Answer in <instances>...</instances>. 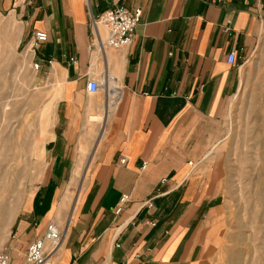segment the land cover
<instances>
[{"label": "crops", "instance_id": "1", "mask_svg": "<svg viewBox=\"0 0 264 264\" xmlns=\"http://www.w3.org/2000/svg\"><path fill=\"white\" fill-rule=\"evenodd\" d=\"M115 5L140 7V21L128 47L101 57L90 48L91 16ZM4 15L18 22L17 44L47 33L36 53L51 57L57 87L39 175L13 234L27 245L68 214L54 264H197L205 223L224 203L205 167L208 127L240 87L241 54L264 34V0H0ZM99 59L112 91L119 86L114 106L105 98L93 106L99 91L85 89ZM80 178L71 205L68 189Z\"/></svg>", "mask_w": 264, "mask_h": 264}, {"label": "rangeland", "instance_id": "2", "mask_svg": "<svg viewBox=\"0 0 264 264\" xmlns=\"http://www.w3.org/2000/svg\"><path fill=\"white\" fill-rule=\"evenodd\" d=\"M11 19L0 16V204L10 209L6 215L0 212V251H6L13 263L21 264L28 244L18 240L11 224L25 192L39 175L42 145L53 123L57 87L52 75L55 69L47 63L51 57H42L35 69L32 64L39 60L37 53L31 56L24 48L30 36L17 44L14 34L18 22ZM100 31L105 34L101 27ZM238 66L240 87L220 104L217 121L208 127L205 167L218 178L224 203L220 212L205 223L197 264H264V34L243 51ZM99 69L95 78L101 80L105 68L102 70L100 59ZM90 97L97 107L103 104L104 90ZM97 121L103 123V116ZM101 127L100 123L92 127L97 137ZM95 142L86 148L85 160ZM83 172L82 167L78 175ZM81 180L70 183L71 205ZM67 215L55 222L63 237ZM62 247L61 242L60 254Z\"/></svg>", "mask_w": 264, "mask_h": 264}, {"label": "built area", "instance_id": "3", "mask_svg": "<svg viewBox=\"0 0 264 264\" xmlns=\"http://www.w3.org/2000/svg\"><path fill=\"white\" fill-rule=\"evenodd\" d=\"M141 17V8L135 7L133 10L127 9L123 5H115L105 9L98 16H91L92 41L90 48L103 57L106 49L120 50L128 47L132 40L136 26ZM100 27L105 34L102 35ZM47 40V33L42 30H35L31 33L28 42L24 45L25 52L31 56L36 55V49L39 44ZM40 60L32 65L35 69L40 66ZM43 61V60H42ZM226 62L229 65H236L237 55L235 51H229L226 54ZM48 64H52V59H47ZM110 78L107 72L103 71L101 80L95 77H89L86 81L85 89L88 93H96L99 89L106 90L109 94L112 86L108 88ZM105 93V92H104ZM106 94V95H108ZM105 95V96H106ZM126 158L120 159L124 163ZM145 164L139 166L143 169ZM127 200V196L123 195L119 204L115 209V213H119L122 209V203ZM154 224V222H151ZM63 240V232L54 221H49L43 232L34 237L24 248L21 264H54L55 259L60 254V246ZM0 264H15L6 251H0Z\"/></svg>", "mask_w": 264, "mask_h": 264}, {"label": "bare ground", "instance_id": "4", "mask_svg": "<svg viewBox=\"0 0 264 264\" xmlns=\"http://www.w3.org/2000/svg\"><path fill=\"white\" fill-rule=\"evenodd\" d=\"M109 85L111 86V84H109ZM99 91H100V89H99ZM104 92H105L104 93V98L106 99L105 107L108 106L109 104L111 106L116 104V102L119 99V95H120L119 86L114 83L113 91H111L109 94L106 92V90H104ZM106 94H108V95H106ZM0 212H2V215H6L7 213H10V209H9V207H7V206L3 207V205L0 204ZM4 218H5V221H6L7 217L5 216ZM6 224H7V222H6Z\"/></svg>", "mask_w": 264, "mask_h": 264}]
</instances>
